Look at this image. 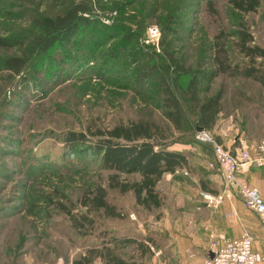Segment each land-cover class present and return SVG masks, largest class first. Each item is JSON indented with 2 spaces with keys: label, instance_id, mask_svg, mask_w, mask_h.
Here are the masks:
<instances>
[{
  "label": "rangeland",
  "instance_id": "rangeland-1",
  "mask_svg": "<svg viewBox=\"0 0 264 264\" xmlns=\"http://www.w3.org/2000/svg\"><path fill=\"white\" fill-rule=\"evenodd\" d=\"M77 1L0 0V264H72L118 231L138 239L154 234L155 242L162 236L156 221L175 213L177 200L199 195L198 153L209 168L213 152L194 138L198 109L185 91L190 75L169 67L170 58L200 79L215 70L213 56L223 46L220 52L226 51L237 70L219 73L209 84L199 80L200 102L221 97L208 129L218 138L234 123L248 136L264 138V87L239 74L248 59L237 45L242 30L264 49V0L251 12L237 10L231 0H85L87 24L44 53L34 50L43 32L40 20ZM150 24L160 28L157 47L144 41ZM12 56L26 59L19 74L5 66ZM255 62L264 67V58ZM166 87L180 103L177 127L165 115ZM136 120L151 122L171 148L189 156V169L166 173L157 183L159 209H144L131 192L109 187L115 172L98 155L78 154L62 143L70 131L89 134ZM139 178L119 174L117 180ZM97 187L106 189L119 217L81 205ZM58 204L93 223L77 229ZM117 253L151 264L150 255L142 259L134 245L120 246ZM91 261L104 264L98 255Z\"/></svg>",
  "mask_w": 264,
  "mask_h": 264
},
{
  "label": "trees",
  "instance_id": "trees-1",
  "mask_svg": "<svg viewBox=\"0 0 264 264\" xmlns=\"http://www.w3.org/2000/svg\"><path fill=\"white\" fill-rule=\"evenodd\" d=\"M231 4L239 11L251 12L255 11L258 6V0H231ZM88 12L89 8L85 0H80L64 13L56 15L54 18L40 20L39 23L43 32L35 37L33 49L44 53L56 42L72 36L79 24L88 23ZM238 38L239 51L248 59L244 66L238 68L239 74L264 87V67L255 62L257 57L264 58V49L252 44L253 37L247 32L240 30ZM4 44V41L0 39V45ZM222 47L220 46L213 56L212 61L215 70L200 74V79L205 80L207 84L219 73L237 70L228 63L226 51L220 52ZM25 65L26 59L24 57L12 56L5 60L6 68L15 74H19ZM173 65L179 74L190 75L185 91L198 109L195 130L197 127L211 128L220 112V94L200 102L198 96L200 79L197 73L179 65L176 60L170 58L169 67ZM165 89V115L177 127L180 118V103L169 88L166 87ZM157 131L158 128L151 122L136 120L118 123L107 130H89V134L83 131H70L64 136L62 143L69 151H75L78 154L91 152L98 155L102 166L115 172L110 177L109 187L117 188L121 194L131 192L135 203L144 209H159L162 206V196L157 189V183L164 174H173L178 169L189 167V156L184 150L172 149L167 139L161 137ZM199 144L210 147L205 143ZM119 174H137L140 178L133 182H119L117 180ZM201 188L206 189L202 180ZM106 197V189L97 187L92 196L84 195L80 203L89 210H102L109 216L119 217L115 206L110 204ZM58 205L69 216L77 229L84 228L86 223H93L86 215H81L80 218L76 219L62 204ZM106 242L108 244L102 243L101 246L89 248L86 254L74 259L72 264H92V258L97 255L102 258L104 264H140L134 260H126L117 253V248L134 245L140 257H144L151 253L149 245H155L151 236H142L138 239L124 234L123 231L110 234Z\"/></svg>",
  "mask_w": 264,
  "mask_h": 264
},
{
  "label": "crops",
  "instance_id": "crops-1",
  "mask_svg": "<svg viewBox=\"0 0 264 264\" xmlns=\"http://www.w3.org/2000/svg\"><path fill=\"white\" fill-rule=\"evenodd\" d=\"M237 129L244 131L238 126ZM222 132L218 136L220 142L233 153L237 151L236 145L232 143L235 132L225 130ZM244 133L251 144V155L253 157L264 155V152H258L257 148L264 138L254 135V132H249L250 136L246 130ZM198 155L197 168H195L201 173L199 180L204 182L205 191L219 192L223 187L221 178L210 165L209 168L206 167L202 161L203 154L198 153ZM190 171L191 174H196L192 169ZM240 177L248 186L257 188L264 196V164L243 165ZM200 189H202L201 184ZM197 195L192 194L187 199L177 200L174 204L177 211L156 221L154 226L158 227V232L162 236H157L155 245L150 247L151 253L147 254L151 257V264H202L203 259L209 255V240L212 236L224 234L230 238H238L244 231L252 236L253 249L264 254V216L247 210L238 195L225 200L216 210L203 206ZM153 235H150L152 239L155 237Z\"/></svg>",
  "mask_w": 264,
  "mask_h": 264
},
{
  "label": "built area",
  "instance_id": "built-area-1",
  "mask_svg": "<svg viewBox=\"0 0 264 264\" xmlns=\"http://www.w3.org/2000/svg\"><path fill=\"white\" fill-rule=\"evenodd\" d=\"M160 28L156 24H150L145 31V43L158 45ZM234 131L232 143L236 145L234 153L218 140L209 130L201 128L195 130L196 142L209 145L213 152V160L209 163L222 180V189L212 193L201 190L199 192L200 203L212 210H216L225 201L238 195L245 208L256 214L264 216V196L255 187L248 186L240 177L243 165L254 163L264 164V155L253 157L250 149L251 144L246 138L244 131L237 129L234 123H230L226 129ZM258 152H264V141L257 145ZM252 236L244 231L238 238H230L224 234H217L209 240V255L202 264H259L264 263V254L253 249Z\"/></svg>",
  "mask_w": 264,
  "mask_h": 264
},
{
  "label": "water",
  "instance_id": "water-1",
  "mask_svg": "<svg viewBox=\"0 0 264 264\" xmlns=\"http://www.w3.org/2000/svg\"><path fill=\"white\" fill-rule=\"evenodd\" d=\"M201 129V127H197V130H200Z\"/></svg>",
  "mask_w": 264,
  "mask_h": 264
}]
</instances>
